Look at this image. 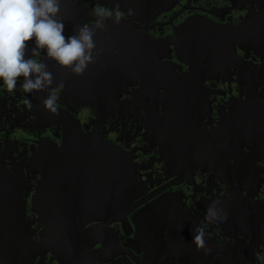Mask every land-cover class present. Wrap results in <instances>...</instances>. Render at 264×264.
<instances>
[{
	"label": "flooded vegetation",
	"instance_id": "flooded-vegetation-1",
	"mask_svg": "<svg viewBox=\"0 0 264 264\" xmlns=\"http://www.w3.org/2000/svg\"><path fill=\"white\" fill-rule=\"evenodd\" d=\"M72 3L62 0L60 18L73 17ZM79 5L83 15L94 18L97 7L119 5L120 22L109 17L98 31L133 25L163 43L192 30L203 34L213 25L239 38L235 52L213 68L191 63L186 54L178 59L173 44L162 50L161 61L178 78L196 68L194 80L203 84L201 93L186 94L191 100L172 120L166 119L163 88L144 102L140 85H131L121 96L125 107L96 113L77 97L66 101L62 79L52 87L59 97L54 114L43 105L48 91L25 93L21 77L9 92L0 81V264H261L255 254L264 256V0H80ZM33 58L57 64L42 50ZM86 70L83 82L100 79L99 71L90 76ZM61 71L54 70L53 78ZM66 75L76 77L70 69ZM75 119L85 133L106 137L131 155L140 188L125 224L112 220L107 236L85 237L90 247L65 261L51 251L33 254L45 225L33 206L43 176L31 158L43 143L60 147L64 123ZM65 193L54 195L55 209L100 208L79 196L63 206L60 202L69 201ZM214 201L221 218L209 221ZM196 226L207 232L204 249L192 243Z\"/></svg>",
	"mask_w": 264,
	"mask_h": 264
},
{
	"label": "water",
	"instance_id": "water-1",
	"mask_svg": "<svg viewBox=\"0 0 264 264\" xmlns=\"http://www.w3.org/2000/svg\"><path fill=\"white\" fill-rule=\"evenodd\" d=\"M79 4L80 0H73V17H61L65 28L76 29L87 18L97 19L83 15ZM187 27H191L190 24ZM106 28L104 32L96 30L95 62L87 67L90 73L99 71L100 79L91 80L89 77L83 82V77L76 75L72 80L67 78V68L51 64L48 71L52 75L54 70H62L60 77L53 78L51 87L60 84L62 79L66 80L63 85L65 100L77 97V102L93 108L96 113L125 107L121 96L123 92H128L131 85H140L144 102L148 100L147 96L159 93L163 88L166 94L162 98L167 111L166 119L169 120L178 117L185 100H191L186 94L201 93L203 84L194 80L198 77L196 68L186 78H178L173 68L161 61L162 50L173 44L178 59L183 60L182 55L186 54L191 63L202 61L206 67L213 68L218 59L235 52V43L239 38V35L228 34L226 29L213 25H209L203 34L197 35L192 30L186 32L182 39L171 36L163 43L137 31L133 25L120 27L110 24ZM63 34L68 37L74 32L64 31ZM32 46L33 41H29V50ZM176 123L170 122L172 130ZM63 126L65 135L62 145L57 148L43 143L31 158L35 170L43 176L42 185L33 197V206L45 225L42 240L33 254L51 251L68 261L76 258L75 253L83 252V246L90 247L92 241L84 242L87 241L85 237L107 236V225L112 220H120L123 224L128 221V214L134 207L132 201L138 195L140 186L132 157L121 146L106 137L85 133L78 119ZM59 181L68 185L61 186L57 184ZM71 182L78 184L77 188ZM62 190L66 192L65 198L69 199L68 202H60L63 206L76 203L73 199L79 196L89 207L100 208L55 209L53 205L59 202H55L54 195H59ZM93 221L100 224L86 228L87 223Z\"/></svg>",
	"mask_w": 264,
	"mask_h": 264
},
{
	"label": "clouds",
	"instance_id": "clouds-1",
	"mask_svg": "<svg viewBox=\"0 0 264 264\" xmlns=\"http://www.w3.org/2000/svg\"><path fill=\"white\" fill-rule=\"evenodd\" d=\"M62 0H0V81L9 92L17 88L19 78H23L21 88L25 93L48 91L43 100L46 110L57 113L58 89L52 88L53 75L48 65L33 57L40 51L59 66L70 69L75 75H82L88 65L95 62L97 29L105 27V20L114 17L119 23L123 13L119 5L115 9L97 7L93 15L95 26L83 24L74 34L65 37V24L59 17ZM33 41L30 50L28 42ZM28 57V58H26ZM214 201L207 209V219H220V210ZM226 219V214H224ZM207 232L203 227L193 228V241L197 249L206 246ZM256 259L264 264V256L256 253Z\"/></svg>",
	"mask_w": 264,
	"mask_h": 264
}]
</instances>
